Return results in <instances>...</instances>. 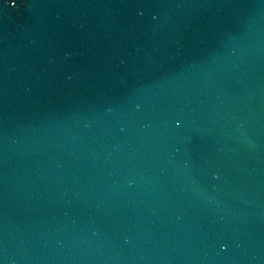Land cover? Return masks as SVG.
<instances>
[{
	"label": "water",
	"instance_id": "obj_1",
	"mask_svg": "<svg viewBox=\"0 0 264 264\" xmlns=\"http://www.w3.org/2000/svg\"><path fill=\"white\" fill-rule=\"evenodd\" d=\"M0 264H264V0H0Z\"/></svg>",
	"mask_w": 264,
	"mask_h": 264
}]
</instances>
